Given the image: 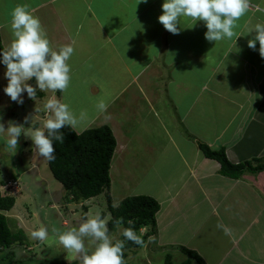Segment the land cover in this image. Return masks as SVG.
Segmentation results:
<instances>
[{
  "label": "crops",
  "instance_id": "1",
  "mask_svg": "<svg viewBox=\"0 0 264 264\" xmlns=\"http://www.w3.org/2000/svg\"><path fill=\"white\" fill-rule=\"evenodd\" d=\"M163 2L0 0V43L8 47L12 10L26 5L40 18L54 49L74 46L71 84L60 96L78 110L77 116L81 108L87 113L80 132L111 127L117 139L111 175L120 163L128 164L123 167L133 169L141 193L160 202L153 234L160 236L159 245L165 243L182 263L191 259L201 264L192 251L206 264H264V171L224 176L220 162L199 148V143L224 148L234 164H264V58L259 42L255 50L248 47L255 34L248 30L264 23V0H248L233 38L216 43L205 39L204 22L191 18L181 19L178 35L168 32L158 19ZM5 70L0 64V107H11L6 121H13L16 103L3 91ZM119 101L144 109L145 123L139 126L145 132L139 137L134 132V141L121 133L119 115L128 109L119 111ZM100 102L106 111L98 110ZM171 110L173 124L164 119ZM151 117L158 122L156 129L148 123ZM20 138L14 162L23 163L26 155L27 165L16 178H3L10 171L1 175L0 185L20 181L30 170L29 141ZM217 224L230 228L231 236Z\"/></svg>",
  "mask_w": 264,
  "mask_h": 264
},
{
  "label": "clouds",
  "instance_id": "2",
  "mask_svg": "<svg viewBox=\"0 0 264 264\" xmlns=\"http://www.w3.org/2000/svg\"><path fill=\"white\" fill-rule=\"evenodd\" d=\"M139 2L148 3V0ZM248 9V0H164L162 14L158 19L173 35L180 33L178 25H181L182 18H191L195 23L203 21L207 29L205 39L216 43L233 38L236 22ZM9 27L12 40L6 49H0V64L5 66L4 78L7 80L3 91L18 105L24 104L26 93L28 99L35 101V114L26 115L24 123L9 121L7 128L0 122V135L5 136V147L12 155L17 152L19 138L23 134L32 140L33 150L39 156L51 161L55 159L54 142H64V135L60 130L68 127L79 135V125L87 116L84 111L77 116L70 105L64 102L63 96L56 95L58 92L65 93L69 88L72 79L69 61L75 49L72 44L54 49L40 18L26 5H17L12 10ZM250 33L255 34L248 40V47L255 50L259 42V53L264 58V23L255 24L248 30V34ZM32 80H35V85L30 83ZM38 90L50 94L42 109L37 107ZM97 108L104 112L107 105L100 102ZM42 110L44 118L40 127L29 130L30 127L24 126L29 121L33 125L36 114ZM10 183L11 180L0 185L3 195L13 194L8 191L4 193L1 188ZM112 207L118 208L119 203L114 201ZM108 219L100 214L89 215L78 227L58 233L59 244L67 253L80 259L82 264H125L124 241L146 246L143 239L145 229L141 228L138 234L132 227L123 228L121 234L124 240H118L109 234ZM217 227L225 235L231 236L230 228L223 224H217ZM48 235V229L43 226L30 233L32 239L41 243L48 239ZM148 242H155V238L149 237Z\"/></svg>",
  "mask_w": 264,
  "mask_h": 264
},
{
  "label": "rangeland",
  "instance_id": "3",
  "mask_svg": "<svg viewBox=\"0 0 264 264\" xmlns=\"http://www.w3.org/2000/svg\"><path fill=\"white\" fill-rule=\"evenodd\" d=\"M70 65L72 60L69 61ZM71 84V82H70ZM70 86V85H69ZM66 93V92H65ZM73 90H71V96L73 95ZM1 97V96H0ZM38 98L37 107L42 109L44 101L47 98ZM67 101H70L71 98L67 96ZM123 100V99H122ZM32 101V100H31ZM121 102V103H119ZM117 106H120L119 111L122 108H126V113L120 114L119 121L121 123V133L126 140H135L136 136L134 132H137V136L145 132L144 127H140V124L145 123L144 119V109L140 105L133 108L129 106L127 101H119ZM133 107L136 105L135 101L132 102ZM5 106L0 107V122H3L5 128L8 126L9 120L6 121V118L10 115V109L5 110ZM14 110L17 115V120H13L17 123H24V117L28 114H35V101L29 102L27 97L23 105H14ZM142 108V109H141ZM5 110V111H4ZM78 111V110H77ZM77 111H74L77 114ZM81 111L82 108H81ZM80 111V112H81ZM123 111V110H122ZM167 112V116L164 117L168 123L173 124V117L170 115V112ZM44 118L43 110L36 114V118L31 125V121L25 124V127L38 128L41 126V120ZM38 123V126L35 127L34 124ZM150 127L156 129L158 122L155 117L148 119ZM134 124V127H131ZM98 127V126H95ZM158 132V131H157ZM23 135V134H22ZM130 138V139H129ZM29 141V145L26 146V149H30V157H28V164L36 166L38 170L32 169L34 171H28L22 175V178L18 182L11 181L9 185L2 186V191L13 193L17 198L15 206L9 211H2L7 216V221L10 229L13 233H18L23 238V242L19 244L15 243L13 248L15 251L13 264H56L58 261H64L68 263H77L82 264L80 259H77L73 256L72 253H67L62 245L58 241V233L65 232L71 228H76L82 223L89 215L100 214L106 211L104 217H108V221L112 217L111 211L108 209L107 200L111 198L113 204L114 201L119 202L128 195L143 194L142 186L137 184L135 176L132 175V170L126 172L124 167H128V164L120 163L117 167L113 168L114 174L111 175L112 186L104 194L99 196L92 197L90 200L85 202H75L69 199L68 197L63 198L62 195L65 194L63 185L54 177L51 169H49L48 162L39 156L33 150V142L30 138H25ZM5 136H0V176L10 171V175H4L5 179L13 177L16 178L19 175L20 169L23 166L27 165V156L24 155L23 163L14 162L17 158V154L12 155L11 152L5 147ZM19 151V148L18 150ZM8 154H11L8 157ZM7 155V161L5 157ZM132 156V155H130ZM15 157V160H14ZM13 158V163L10 162ZM120 157L119 161H123ZM2 160V161H1ZM124 166V167H123ZM31 168V167H30ZM40 169V170H39ZM138 171V170H135ZM134 174V173H133ZM131 177H130V176ZM9 176V177H8ZM134 179V180H133ZM146 187V186H145ZM87 207V209H85ZM46 227L48 229V239L41 243L38 240L31 238L30 233L33 230H36L40 227ZM109 228V226H107ZM145 229L144 235L150 230L149 227H142ZM123 227L118 225L113 231H109V234L118 239ZM149 237H154L153 234L148 236L144 241L146 246H140L133 248L129 252L128 260L132 264H168L166 262V255L171 254L172 259H174L175 264H181L182 258L176 256V253L168 251L166 247L159 245V240L155 238V242H148ZM18 241H20L18 239ZM162 246V247H161ZM94 247V245H93ZM18 261V262H16ZM186 259H183V262ZM7 263V261H6ZM191 264H197L196 261H193Z\"/></svg>",
  "mask_w": 264,
  "mask_h": 264
},
{
  "label": "trees",
  "instance_id": "4",
  "mask_svg": "<svg viewBox=\"0 0 264 264\" xmlns=\"http://www.w3.org/2000/svg\"><path fill=\"white\" fill-rule=\"evenodd\" d=\"M0 49H5L0 43ZM31 83L35 85V80ZM45 93L37 91V97L45 98ZM58 97L61 93L56 94ZM12 114V113H11ZM35 127L38 123L34 124ZM64 135V142H54L55 159L48 162L54 177L63 185L65 194L63 198L68 197L75 202H85L92 197L104 194L107 191L109 194L112 186L111 167L112 159L117 147V139L108 124L99 127L88 128L79 135L71 128L65 127L60 130ZM21 141V138H19ZM25 142V141H24ZM21 144L18 145L20 151ZM199 148L204 155L216 159L221 164L220 173L231 178H240L246 171L259 173L264 171V164L254 165L250 161L241 163H232L225 149L213 150L210 146L204 143H199ZM17 151L15 154H19ZM32 166L28 171L38 170L36 166ZM18 163V162H17ZM40 170V169H39ZM30 173V172H28ZM111 198L107 200L108 209L111 211L112 217L108 221V230L113 231L118 225L123 228L132 227L138 234L142 227H149L150 230L145 234L143 239L156 233L157 213L161 209L160 202L153 196L147 194L128 195L119 201V207L113 208ZM17 202L15 195H3L0 190V264H13L15 251V243H22L23 238L18 233H13L7 224V216L2 211L11 210ZM87 209V207H85ZM102 213V217L106 214ZM129 221H132L129 224ZM18 239L20 241H18ZM118 240H124L120 234ZM124 261L125 264H132L128 260V254L133 248L140 247L132 241H124ZM192 257H195L201 264H206L204 259L197 253L188 251ZM171 254L166 255L168 264H175ZM7 261V263H6ZM18 262V261H16ZM56 264H77L58 261ZM182 264H191V259H187Z\"/></svg>",
  "mask_w": 264,
  "mask_h": 264
}]
</instances>
